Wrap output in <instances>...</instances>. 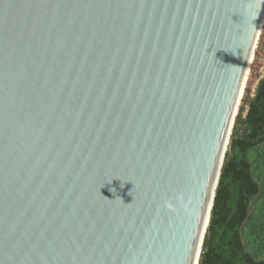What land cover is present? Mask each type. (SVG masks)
Listing matches in <instances>:
<instances>
[{
    "label": "water",
    "instance_id": "1",
    "mask_svg": "<svg viewBox=\"0 0 264 264\" xmlns=\"http://www.w3.org/2000/svg\"><path fill=\"white\" fill-rule=\"evenodd\" d=\"M263 29L264 0H0V264H199Z\"/></svg>",
    "mask_w": 264,
    "mask_h": 264
},
{
    "label": "trees",
    "instance_id": "2",
    "mask_svg": "<svg viewBox=\"0 0 264 264\" xmlns=\"http://www.w3.org/2000/svg\"><path fill=\"white\" fill-rule=\"evenodd\" d=\"M199 264H264V75L242 98Z\"/></svg>",
    "mask_w": 264,
    "mask_h": 264
},
{
    "label": "rangeland",
    "instance_id": "3",
    "mask_svg": "<svg viewBox=\"0 0 264 264\" xmlns=\"http://www.w3.org/2000/svg\"><path fill=\"white\" fill-rule=\"evenodd\" d=\"M264 31V29H263ZM263 31L260 35V38L257 43V48L255 50V54L251 63V68L250 72L248 75L247 83L245 86V90L243 93V97L246 94V89H254L256 82L260 78V76L264 75V36H263ZM242 97V98H243ZM242 104V101H241ZM240 104V106H241ZM240 108V107H239Z\"/></svg>",
    "mask_w": 264,
    "mask_h": 264
},
{
    "label": "bare ground",
    "instance_id": "4",
    "mask_svg": "<svg viewBox=\"0 0 264 264\" xmlns=\"http://www.w3.org/2000/svg\"><path fill=\"white\" fill-rule=\"evenodd\" d=\"M208 227V220L206 221V223H205V229ZM197 259H198V257H197Z\"/></svg>",
    "mask_w": 264,
    "mask_h": 264
}]
</instances>
